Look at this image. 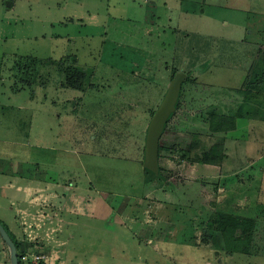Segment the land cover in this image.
<instances>
[{
	"label": "rangeland",
	"instance_id": "obj_1",
	"mask_svg": "<svg viewBox=\"0 0 264 264\" xmlns=\"http://www.w3.org/2000/svg\"><path fill=\"white\" fill-rule=\"evenodd\" d=\"M263 58L264 0H0V140L33 130L34 173L61 163L87 199L66 238L62 223L52 224L51 259L39 264H264V87L258 95L244 86ZM61 65L85 74L80 89L63 86ZM175 72L186 78L162 142L196 141L186 157L169 144L153 177L142 166L146 130ZM50 105L62 115L52 144L37 131ZM238 110L246 116L235 131L210 135V112ZM219 140L220 165L195 160ZM122 212L138 226L121 224ZM219 213L257 220L248 253L226 252L223 238L212 240L222 254L179 244L158 253L134 236L163 218L174 223L175 243L195 234L203 242L218 234L208 224ZM35 221L45 235V221ZM155 229L170 239L165 224ZM36 238L43 243H26L44 255L47 240ZM3 251L7 263L0 237Z\"/></svg>",
	"mask_w": 264,
	"mask_h": 264
},
{
	"label": "crops",
	"instance_id": "obj_2",
	"mask_svg": "<svg viewBox=\"0 0 264 264\" xmlns=\"http://www.w3.org/2000/svg\"><path fill=\"white\" fill-rule=\"evenodd\" d=\"M51 103L57 105L58 101H52ZM52 108L53 107L50 105V119H52V121L47 118L42 120L39 126H42L43 122H45L47 126L46 129L42 127H39V130L37 129L39 134L41 136L43 135L44 140L45 137L48 138V144H52L51 142L53 140L58 139V130L54 129V125H58L62 118V115L57 111H53ZM32 131L33 130L29 129L28 132L23 133V139L20 137V140L18 139L19 141L16 139L15 141L0 140V222L5 224L8 232H10L15 239H20L23 236L26 238L28 233H34V236L38 235L39 237L41 235L44 237L48 244L45 243L46 246L43 251L45 260L43 261L47 262V259H51V249L48 248L51 246L50 244L52 242V240L50 241V237L53 236L54 232L58 231V229H52L54 228L52 224L54 223L55 226L62 223L59 234H62L63 237L66 238L65 234L68 233V235H70L69 231L71 227L77 225L72 217L78 213L81 201L87 202V199L83 196L84 191L82 185L68 178L67 169L63 168L61 163L56 166L48 167L44 174H36V168H38L39 164L32 158L29 149L37 147L38 144L32 142ZM6 145H11V149L19 146L22 147L23 150L19 153L15 151H13V153H8ZM61 150L62 148H60V151ZM34 171L36 173H34ZM155 207H157V211H162L164 209H162L160 205L159 207L156 206V204ZM112 210L115 214L114 209ZM116 218L121 224H128L130 228L138 226L137 222L131 219L128 213L122 212L116 214ZM36 219L45 221V235L39 234L41 233L39 232V227L41 226L35 221ZM158 220L159 219L155 218L150 221L146 220V226L144 227L143 224H140L139 228L136 229L137 232L134 233L135 237L143 241L144 246L154 245L152 249L153 252H166L168 245L179 244L189 249L193 247L198 250L215 251L219 254L224 253V251H218V249L213 247L211 239L201 242L199 239L195 238L197 234L193 235L192 239H190L193 242L192 244H190L188 238L185 239L184 243H175V232L173 231L174 223L167 219L164 220L163 218L160 219L161 221ZM159 223H163L167 226V231H165V233L170 239L166 243H164L163 238L164 231H159L157 229L149 231L151 227L153 228ZM34 225H39L38 229H36ZM29 226H31V228H29ZM62 243L65 245L67 242L65 243L63 241ZM171 249L173 251V248ZM141 251L143 252L144 250L142 249ZM4 253V251L0 253V264H10L9 260L5 263L6 256ZM152 264H157V262L153 261ZM206 264L211 263L207 261ZM220 264L222 263L220 262Z\"/></svg>",
	"mask_w": 264,
	"mask_h": 264
},
{
	"label": "trees",
	"instance_id": "obj_3",
	"mask_svg": "<svg viewBox=\"0 0 264 264\" xmlns=\"http://www.w3.org/2000/svg\"><path fill=\"white\" fill-rule=\"evenodd\" d=\"M46 63L50 64L53 63L52 61H47ZM45 64V63H43ZM256 65H252L250 69V78L248 82L244 85L247 87V89H253L254 94L260 93L261 89L264 87V58L262 59V63H255ZM59 69L61 73H63L64 79H63V86L67 88H72V89H80L83 80L85 78V74L79 70H74L67 68L65 66H59ZM177 72H175L172 75V79L175 77ZM186 78V77H185ZM22 82H26L28 86H31V82L29 83L27 80H23ZM184 84V81L182 85ZM182 89V86H181ZM249 97V96H248ZM250 100V99H249ZM251 101V100H250ZM178 108V101L176 104L175 111ZM251 112H255L256 110H249ZM155 112V111H154ZM153 112V114H154ZM152 114V115H153ZM174 115L171 114L169 119L167 120L160 141H159V149H158V173L154 174L153 172L144 169L143 170L147 173L150 174L153 177H160L161 175V168L159 166V161L161 157V153L168 149L169 144L171 147H175V145H181V152L183 153V157H186L188 153L191 151V148L196 141L194 138V134L191 135V140L187 141L186 139L182 140L179 139L180 141L177 144L174 143H165L162 142V137L166 131V127L172 116ZM246 115H244L240 110L236 112L234 115H225L222 113H218L216 111H212L209 114L208 117V131L211 133L210 135H216V134H221V133H228L236 130L237 127V120L244 118ZM250 119V115H247ZM261 120L264 121V116L261 118ZM220 139V138H218ZM217 139V140H218ZM222 149H223V140H219L218 142L212 143L210 146L203 150V152L200 155L195 156V160L199 162L200 164H205V165H220L223 159V154H222ZM143 158H144V149H143ZM217 225V232L218 234H207L205 233L203 235V241L205 240H213V242L217 241L219 238H223L225 240V251L228 253H248L249 251V245L247 244L248 241H251L250 238L252 239L253 236V230L256 228L257 220L255 218H239V217H229V218H224V215L222 213H219L212 221L209 222V227L212 228L213 225ZM3 227L6 229L8 232L7 228L3 225ZM9 233V232H8ZM14 242V245L16 247L18 257H19V262L21 257L26 254V253H31L32 252V246L28 245L27 243H22L18 240H16L14 237L12 239ZM246 244V245H245ZM232 245V246H231ZM244 247V249L242 248ZM230 248V249H229ZM232 248V249H231ZM21 264V263H20Z\"/></svg>",
	"mask_w": 264,
	"mask_h": 264
},
{
	"label": "water",
	"instance_id": "obj_4",
	"mask_svg": "<svg viewBox=\"0 0 264 264\" xmlns=\"http://www.w3.org/2000/svg\"><path fill=\"white\" fill-rule=\"evenodd\" d=\"M185 77V74L177 73L173 80H171L167 91L161 103L152 115L146 130L144 158L142 166L144 169H147L154 174L158 173L159 141L167 120L169 119L170 115L175 112L176 104L181 91V86L183 81L185 80ZM0 237L7 246L10 264H20L14 242L1 223Z\"/></svg>",
	"mask_w": 264,
	"mask_h": 264
},
{
	"label": "built area",
	"instance_id": "obj_5",
	"mask_svg": "<svg viewBox=\"0 0 264 264\" xmlns=\"http://www.w3.org/2000/svg\"><path fill=\"white\" fill-rule=\"evenodd\" d=\"M36 229H38L37 226H34ZM29 228H31V226H29ZM32 233H28L26 235V238H20V239H17L18 241L22 242V243H30V244H33V245H38L41 243V241L39 239L35 237H32L31 235ZM44 260V256L43 255H34L32 253H26L24 254L21 259H20V263L21 264H39L40 261H43Z\"/></svg>",
	"mask_w": 264,
	"mask_h": 264
}]
</instances>
